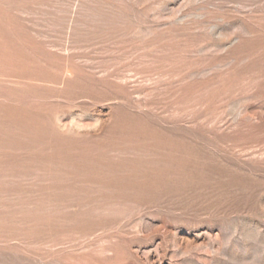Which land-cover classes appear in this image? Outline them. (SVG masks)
Segmentation results:
<instances>
[{"label": "rangeland", "instance_id": "1", "mask_svg": "<svg viewBox=\"0 0 264 264\" xmlns=\"http://www.w3.org/2000/svg\"><path fill=\"white\" fill-rule=\"evenodd\" d=\"M0 264H264V0H0Z\"/></svg>", "mask_w": 264, "mask_h": 264}]
</instances>
